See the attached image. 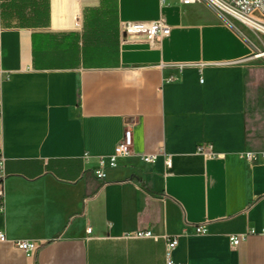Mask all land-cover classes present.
<instances>
[{
    "label": "crops",
    "instance_id": "obj_1",
    "mask_svg": "<svg viewBox=\"0 0 264 264\" xmlns=\"http://www.w3.org/2000/svg\"><path fill=\"white\" fill-rule=\"evenodd\" d=\"M160 17V45L123 36ZM257 45L207 3L0 0V264H168L174 238L173 264H264Z\"/></svg>",
    "mask_w": 264,
    "mask_h": 264
},
{
    "label": "built area",
    "instance_id": "obj_2",
    "mask_svg": "<svg viewBox=\"0 0 264 264\" xmlns=\"http://www.w3.org/2000/svg\"><path fill=\"white\" fill-rule=\"evenodd\" d=\"M161 5H166L168 0H160ZM180 4L184 6L197 4V3H207L218 13L236 20L243 25L257 29L255 25L264 27V0H179ZM259 30V29H258ZM261 31V30H260ZM122 33L126 40L144 38L152 48L161 44L162 40L171 34V27L167 24L164 17H160L155 21L144 22V21H128L122 24ZM264 55V52L262 53ZM178 78H171L170 81H175ZM3 78L0 71V118L3 114V101L1 96V86ZM132 146V136L129 130H126L121 142L117 145L113 155L109 156L107 159L101 160L102 168L97 172L98 178H103V169L107 167L117 166V160L125 156ZM204 147L199 148L200 152H203ZM208 155L213 156V152H207ZM145 161L152 162L154 156L143 157ZM167 164H170L168 161ZM2 196V192H0ZM91 232V228L88 230ZM197 234L204 233L201 226L195 229ZM264 234V229L262 230ZM153 233L151 231L138 232L136 237L145 238L152 237ZM246 238L245 235L232 236L231 243L233 246H237L241 241ZM6 237L3 232H0V241H5ZM178 244L177 238L172 239L168 245V264H173L172 262V251ZM16 247L24 252L36 251L39 246L32 241L21 240L16 242Z\"/></svg>",
    "mask_w": 264,
    "mask_h": 264
},
{
    "label": "rangeland",
    "instance_id": "obj_3",
    "mask_svg": "<svg viewBox=\"0 0 264 264\" xmlns=\"http://www.w3.org/2000/svg\"><path fill=\"white\" fill-rule=\"evenodd\" d=\"M233 20V19H232ZM234 22H238L236 20H233ZM238 24L242 25L244 28L250 30L251 32L254 33L255 38L257 39L258 45L257 47H254V51L253 54L251 56V59L253 61H261L264 60V55H262V53L264 52V33L258 29H254L252 27L246 26L241 24L240 22H238ZM261 54V55H260ZM259 55V56H258Z\"/></svg>",
    "mask_w": 264,
    "mask_h": 264
},
{
    "label": "bare ground",
    "instance_id": "obj_4",
    "mask_svg": "<svg viewBox=\"0 0 264 264\" xmlns=\"http://www.w3.org/2000/svg\"><path fill=\"white\" fill-rule=\"evenodd\" d=\"M257 27V29L261 30L264 33V27H261L259 25H255ZM261 55V54H260ZM259 56V55H258Z\"/></svg>",
    "mask_w": 264,
    "mask_h": 264
}]
</instances>
